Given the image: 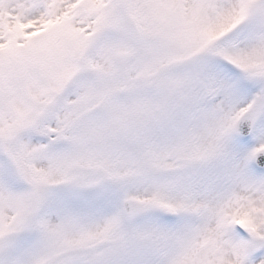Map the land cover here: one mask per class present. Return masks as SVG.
Instances as JSON below:
<instances>
[{
	"label": "snow or ice",
	"instance_id": "snow-or-ice-1",
	"mask_svg": "<svg viewBox=\"0 0 264 264\" xmlns=\"http://www.w3.org/2000/svg\"><path fill=\"white\" fill-rule=\"evenodd\" d=\"M0 264H264V0H0Z\"/></svg>",
	"mask_w": 264,
	"mask_h": 264
}]
</instances>
